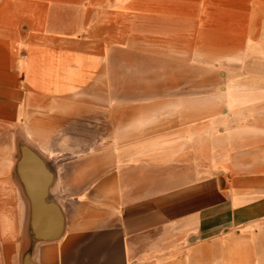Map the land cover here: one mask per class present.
<instances>
[{
    "label": "crops",
    "instance_id": "crops-1",
    "mask_svg": "<svg viewBox=\"0 0 264 264\" xmlns=\"http://www.w3.org/2000/svg\"><path fill=\"white\" fill-rule=\"evenodd\" d=\"M49 1H0V264H19L27 210L46 208L19 133L63 218L35 264H264V91L235 90L263 76L99 95L96 33L79 40ZM204 3L197 21L158 18L157 38L203 67L264 71V0Z\"/></svg>",
    "mask_w": 264,
    "mask_h": 264
},
{
    "label": "rangeland",
    "instance_id": "rangeland-1",
    "mask_svg": "<svg viewBox=\"0 0 264 264\" xmlns=\"http://www.w3.org/2000/svg\"><path fill=\"white\" fill-rule=\"evenodd\" d=\"M173 1H177V5L172 3L170 8V0H50L49 13L51 17L57 18L64 12L66 25L77 29L76 37L81 41H88L91 31L96 33L99 95H108L112 90L119 97L124 91L131 98L137 94L148 98L169 90L171 81L180 78L211 79L222 84L228 79H249V73H253L262 75L264 79V71L219 69L213 63L204 65L213 69L202 70L205 67L197 62V55L192 49L189 53H182L175 45L170 48L164 44L156 36L158 18L176 15L185 17L193 10L197 21L206 6L204 0ZM155 41H158V45H155ZM246 41L247 38L242 39L243 52L246 51ZM235 90L238 94L245 92L253 96L264 91V87L241 85ZM114 104L120 107V103ZM243 124V119L237 120L236 126L244 130L246 124ZM25 141H31L29 134L19 133L15 140L22 144ZM26 221L27 215L19 234L21 245L18 246V255L24 246Z\"/></svg>",
    "mask_w": 264,
    "mask_h": 264
},
{
    "label": "water",
    "instance_id": "water-1",
    "mask_svg": "<svg viewBox=\"0 0 264 264\" xmlns=\"http://www.w3.org/2000/svg\"><path fill=\"white\" fill-rule=\"evenodd\" d=\"M16 160L18 166L22 164L34 166L32 171L33 184H38L36 186L39 188L38 191H40L39 197L34 199V202L40 205L43 204L46 207L45 210H33V208L28 210L24 246L18 257L19 264H35L33 256L36 245L57 240L63 231V218L53 200L48 196L47 188L51 183L52 177L49 178L42 191V180L40 177V168L42 165L44 167L42 157L27 145L17 142ZM28 169L30 170L31 167L29 166ZM30 204L32 205L31 201Z\"/></svg>",
    "mask_w": 264,
    "mask_h": 264
}]
</instances>
